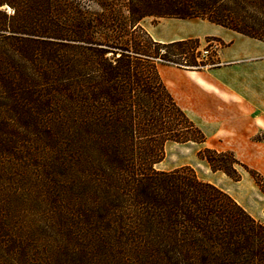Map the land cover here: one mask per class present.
Instances as JSON below:
<instances>
[{
    "label": "trees",
    "instance_id": "16d2710c",
    "mask_svg": "<svg viewBox=\"0 0 264 264\" xmlns=\"http://www.w3.org/2000/svg\"><path fill=\"white\" fill-rule=\"evenodd\" d=\"M87 1L0 0L5 263L264 264V223L189 166L155 167L167 143L206 139L158 62H213L198 38L141 24L201 18L264 42V0ZM198 157L233 180L247 169L229 150Z\"/></svg>",
    "mask_w": 264,
    "mask_h": 264
},
{
    "label": "rangeland",
    "instance_id": "374dc122",
    "mask_svg": "<svg viewBox=\"0 0 264 264\" xmlns=\"http://www.w3.org/2000/svg\"><path fill=\"white\" fill-rule=\"evenodd\" d=\"M76 1L82 5L88 4L87 0ZM90 5L94 9L91 3ZM141 24L154 37L160 34L198 38L200 49L207 50L204 60L213 62L199 70L207 72L209 79L219 81L212 83L217 85L214 92H219L221 101L218 107L220 113L213 111L216 109L214 103H211L209 111H186L205 134V142H169L165 146L164 158L155 167L159 170H172L189 166L199 179L226 191L250 215L264 223V58L221 59L219 52H223L224 43L220 41L218 32L223 26L205 19L146 16L141 20ZM239 40L244 39L237 36L235 46L242 43ZM213 41L218 43L216 47L208 45V42L212 44ZM241 46L247 47L245 44ZM250 49L247 47L241 51L239 47L236 48L243 57L254 54L245 53L251 52ZM161 63L174 65L167 62H158L157 65ZM180 66L186 67L184 64ZM92 68L86 76L95 78L97 72ZM204 147L231 151L247 169L236 166L240 173L239 180L231 179L222 171H212L207 163L198 157V151ZM19 208L28 206L22 205L15 210ZM36 210V207L30 206L28 209H21L20 213L29 211V216L37 212ZM8 252V245H1L0 264H6L4 259L7 258Z\"/></svg>",
    "mask_w": 264,
    "mask_h": 264
},
{
    "label": "crops",
    "instance_id": "0c3cea01",
    "mask_svg": "<svg viewBox=\"0 0 264 264\" xmlns=\"http://www.w3.org/2000/svg\"><path fill=\"white\" fill-rule=\"evenodd\" d=\"M224 30H219L220 34L219 39L223 41V52H219V56L222 57H231L234 60L240 58H264V42L255 38H251L240 34L236 31L220 27ZM243 35V36H240ZM239 36L242 41L241 45L245 44L248 48H251V52H245L246 54L254 53L249 57H243L242 54H239L237 47L244 51L247 47L235 46L236 37ZM155 40L168 42L173 40H180L186 36H171V35H155L152 36ZM244 37H247L246 39ZM240 56V57H238ZM159 74L165 83L168 91L173 96L177 104L186 112V111H195V110H206L209 111L211 108V103L216 106L214 112H219L218 107L220 106V96L219 92H214V88L217 87L215 83L219 82L216 79H209L207 72L202 70L181 67L180 65H168V64H159L157 65ZM259 82H262L259 80ZM214 100V101H213ZM187 113V112H186Z\"/></svg>",
    "mask_w": 264,
    "mask_h": 264
},
{
    "label": "built area",
    "instance_id": "2783aa9c",
    "mask_svg": "<svg viewBox=\"0 0 264 264\" xmlns=\"http://www.w3.org/2000/svg\"><path fill=\"white\" fill-rule=\"evenodd\" d=\"M208 43H209V44H208L209 46H215V47H216V46L218 45V43H216V42H214V41L212 42V44H211L210 42H208ZM206 52H207V50L201 48V49H200V57L203 58V57L205 56V53H206Z\"/></svg>",
    "mask_w": 264,
    "mask_h": 264
}]
</instances>
